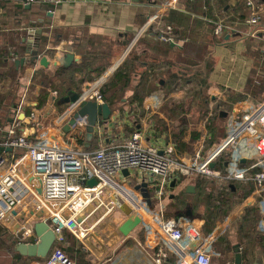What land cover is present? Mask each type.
I'll use <instances>...</instances> for the list:
<instances>
[{
  "label": "crops",
  "instance_id": "obj_1",
  "mask_svg": "<svg viewBox=\"0 0 264 264\" xmlns=\"http://www.w3.org/2000/svg\"><path fill=\"white\" fill-rule=\"evenodd\" d=\"M261 1L264 5V0ZM169 2H173L175 7L166 9L163 14L170 9H177V11L185 12L192 17L207 20L210 24L212 22L227 23L231 27L230 32L223 36H215L217 40L214 43L211 41L213 38L210 26L200 25L192 29L188 40L185 39L186 41H183L180 47L171 46L170 43L165 44L160 37L157 38L154 35L155 32L151 29L153 25L148 26L147 20L152 14L167 6ZM181 2V0H60L56 4H51L46 0H36L33 5L28 7L23 6L19 0H0L2 6L0 51L5 54L9 51L7 56L24 60L23 64L14 66L18 71V78L12 92L16 94L17 102L9 105L8 100L5 99L1 102L0 98V125H5L10 121L19 102L23 100L25 105L34 104L39 120L42 112V118H49L52 121L51 123L46 121L45 125L40 123L44 133L54 132L79 151L96 149L98 140L94 132L92 138H88L86 131L79 134L71 130L70 127L66 130L70 120L59 123L58 118L72 103V98L78 96L88 84L104 78L102 90L124 60L134 56L138 60L135 63L133 80L126 89L121 91L120 97L112 98V107H109L111 110L109 120L104 123L100 117L97 118V124L101 128L106 144L121 143L132 134L139 132L144 145L160 150L173 145L175 156L187 158L192 155L200 141L205 142L210 138L204 125L207 124L208 118L218 112L224 125L222 134L225 138L230 111L241 110L240 107L245 110L264 101V11L260 24L249 28L245 25L250 14L245 0L242 1L244 4L238 3L236 0H228L222 10L215 7L209 16L207 14L205 16L203 11L188 13L184 10ZM199 4L197 2V6ZM24 11H28L27 14L25 13L29 17L27 24L22 21ZM149 29L150 31L146 33ZM249 31H256L255 37H248ZM23 33H25L24 36ZM18 38H20V43L16 42ZM37 44L39 55L35 57L30 51ZM164 44L171 50L165 52ZM185 44H187V48L184 47ZM204 44H207L211 53L213 66L210 68L207 79L208 87L206 88V93L211 101L208 106V114L204 119L198 121L199 124H202L203 130L198 127V130L191 132L190 125L192 123L189 121L191 111L175 112L174 110L173 104L184 102L186 88L191 87L190 83H187L182 89L170 87L160 90L159 88L165 84V81L159 80V83L156 84L150 79L148 85L145 86L146 92L142 101L140 103L132 102V95L139 77L147 74V78H154L158 75L159 71L155 63L170 62L175 64L178 63L179 55L182 59L187 60L190 55L189 50L191 51L190 47L192 51L197 52L199 47ZM20 53H22L21 56ZM15 58L6 59L5 62L0 60V95L2 96L6 95L9 88V80L5 74L6 69L10 64L17 62V60L13 62ZM41 58L46 59L47 66L40 65ZM83 60L88 64L84 72L86 74L77 71ZM99 62L101 65L107 64V67L101 74L95 75L91 71L90 65L97 67ZM59 67H63L64 73L54 76V70ZM177 73V67H169L168 75L164 73L163 77L165 79L168 76L174 78L178 75ZM41 77L51 79L53 87L46 88L48 95L43 105H39L38 99L41 86L33 82L35 78L39 80ZM84 77H88L90 80L85 81ZM115 90L120 91L118 88ZM111 93L113 91L108 94ZM151 93L153 94L151 95ZM229 93L239 94L241 99L235 102L228 112H220L217 105L219 102L225 103ZM104 103L108 104L105 101ZM27 112L28 108H25L24 114ZM216 145V143L212 144L203 156H206L208 151ZM14 154L19 155L20 152L15 151ZM224 161L219 165L220 162L217 159L215 167H223ZM142 174L144 173L137 171L131 173L133 180L137 181H141ZM194 179L197 178L172 179L166 186L165 194L161 200L162 216L164 219H175L177 216L181 225L191 222L196 224V220H200L203 222L202 233L203 211L201 208L196 207V209L194 201H192L195 200L197 192ZM145 181L150 198L148 205L158 209V200L154 198L156 189L148 184L152 181L156 183L157 179L146 174ZM214 185L220 188L216 183ZM188 187L191 188L190 192L186 191ZM248 199L249 197L244 204L234 206L222 221H215L214 230L210 234L204 235H213L218 227H222V231L216 237L214 236L213 250L218 255L213 257L225 258L229 264H233L234 254L232 257L228 254L227 244L221 236L242 215L244 207L251 201ZM91 210L88 209L87 212L89 213ZM186 211H189L194 217L192 220L184 217ZM126 219L123 211L117 209L110 212L100 210L92 213L87 222L100 224V222L108 220V224H105L100 236L99 233L92 232L87 239L93 241L91 245L94 250L85 246L83 239L75 238L76 242L82 244L91 264H157L153 256L159 247L164 255L161 264H177V257L166 246L161 244L162 246L156 248L159 245V240L153 238L146 241L147 237L141 227H137L129 235L123 236L119 232V227ZM118 222L117 233H114L113 224L116 225ZM1 231L3 234L7 233L9 237L15 238L16 236L7 229L3 228ZM232 243V237H230L228 244L232 245ZM263 251L264 247L262 249L256 244L254 258L249 264H264ZM239 253L241 254V248H239ZM108 255L110 256L108 257ZM103 256L108 258L105 262H103ZM241 260V264H244L242 257Z\"/></svg>",
  "mask_w": 264,
  "mask_h": 264
},
{
  "label": "built area",
  "instance_id": "obj_2",
  "mask_svg": "<svg viewBox=\"0 0 264 264\" xmlns=\"http://www.w3.org/2000/svg\"><path fill=\"white\" fill-rule=\"evenodd\" d=\"M19 1L28 7L36 2ZM46 1L51 4L60 2ZM169 4L152 14L147 25H159L163 11L175 7L173 2ZM245 5L250 11L245 25L254 28L260 24L264 5L261 0H245ZM212 25L215 36H223L231 29L223 22H212ZM170 32L168 26L159 37L180 47L183 41H175ZM255 32L249 31L247 36L253 38ZM103 81L104 78H101L88 84L59 116L58 122H68L84 102L103 105L100 92ZM25 104L20 101L10 121L0 125V225L13 222L17 223V227L23 222L16 229L21 233L20 243L38 242L33 229L37 222H45L49 226L55 235L56 245L63 243L64 231L81 240L92 213L120 210L125 204L131 210V216L140 218L139 227L146 235V241L153 238L159 240L156 248L161 244L166 246L177 257V264H210L211 258L218 254L213 250L215 237L201 233L203 222L196 220V224L181 225L178 220L162 216L161 200L165 188L172 179L181 177L203 178L218 186L252 183L253 192L248 205L261 198L263 217L260 229L264 231V101L242 111H230L222 142L203 156L204 142L200 141L187 158L175 156L173 145L162 150L144 145L139 132L121 143L106 144L98 124L94 128L98 147L91 151H79L54 132L44 133L34 104ZM25 108H28L27 114H24ZM86 126L87 117L83 116L76 118L70 129L83 134ZM228 150L231 152L223 167H215L216 160ZM15 151L20 154L15 155ZM241 160L245 161L243 165ZM211 163L213 167H210ZM27 165L29 168H26ZM133 171L157 179L156 183L152 181L148 184L156 189L154 198L158 200V209L149 206L132 188ZM90 180H95L96 184L89 186L87 182ZM88 209L92 210L88 213ZM192 243H196L194 249L190 248ZM153 257L157 264H161L164 255L160 247ZM27 264L75 263L57 247L44 260H32Z\"/></svg>",
  "mask_w": 264,
  "mask_h": 264
},
{
  "label": "trees",
  "instance_id": "obj_3",
  "mask_svg": "<svg viewBox=\"0 0 264 264\" xmlns=\"http://www.w3.org/2000/svg\"><path fill=\"white\" fill-rule=\"evenodd\" d=\"M181 4L183 5V8L188 13H200L199 11H203L202 13L209 16L213 9L217 7L219 10H222L225 6V3L228 0H181ZM238 3H241V0H236ZM197 2L200 4L197 6ZM242 4H244L242 2ZM199 8V9H198ZM28 11L23 12L22 21L27 24L29 22V17L26 14ZM160 24L155 25L151 27V29L155 32V36L158 38L160 34H162L164 31H166V27L171 28L170 36L174 38L175 41H186L188 40V36L191 33L192 29L195 27H198L200 25L202 26H210L211 35H212V42L215 43V40H217V37L213 34V25L210 24L207 20L204 19H198L197 17H192L191 15L177 11V9H170L167 12H165L161 18L159 19ZM151 30V31H152ZM150 31L147 30L146 33ZM25 33H23V36ZM168 35V34H167ZM22 36V37H23ZM186 39V40H185ZM16 42L20 43V38L16 40ZM163 42V41H162ZM194 42V41H193ZM165 44H168L164 42ZM163 45V49L165 52L170 51V47L167 45ZM191 45V44H189ZM184 47L187 48V44L184 45ZM191 51L190 55L187 60H184L180 57L178 58V63L172 64L170 62L155 63L157 66V69L159 71L158 75L154 78H147V74L142 75L139 77V80L137 81L135 91L132 95V102H138L140 103L142 101L144 93L146 92L144 89L145 86L148 85V81L152 79V81H155L156 84L159 83V80L165 81V84L161 86L160 90H165V88L170 87H176L179 89H182V87H185L187 83H190L191 87L186 88V94H185V100L181 104H173L175 112H190L191 115L189 118V121H191L192 124L199 123L198 121L204 119L208 114V106L210 101V98L208 97L206 93V88L208 87V75L210 72V68L213 66V61L211 57V53L209 52L207 48V44L202 45L199 47L197 52L192 51V48L190 47ZM8 50V49H6ZM7 53H3L0 51V60L2 62L6 59L12 60L15 57H12L9 55L7 56ZM22 53L19 55L21 56ZM33 55V54H32ZM39 55V52L37 51L36 54L33 56L37 57ZM34 57V58H35ZM22 58V57H20ZM17 59L15 58L13 62H15ZM87 60V59H84ZM82 62V65L78 68V72L84 73L87 69L88 64H86V61ZM138 58L132 56L131 59L126 58L121 65L111 76V79L108 83H106L102 90L101 95L105 102L109 104V107H112V98L115 96V98L120 97L122 94L121 91L126 89L131 81L133 80V75L135 72V63H137ZM20 60H17L19 62ZM16 62L13 64H10L5 74L7 75V78L9 80V88L6 95L2 96L0 95L1 102H3L5 99L8 100V104H13L16 100V94L12 92L13 86L17 83L18 78V71L15 69ZM91 66V71L95 73V75L101 74L106 67L107 64L101 65L99 62V65L96 67L94 65ZM169 67L178 68V75L174 76V78L169 77L165 79L163 77L164 73L168 75V69ZM63 67H59L54 70V76H58L60 74L64 73ZM163 69V70H162ZM149 73V72H148ZM84 80H90L88 77H84ZM35 84H40L41 89L38 94L39 99V105H43L47 98V91L46 88L48 86L52 87L51 79L41 77L39 80L35 78V81H33ZM115 88H118L120 91L115 90ZM110 91H113V93L108 94ZM153 93H151L152 95ZM150 95V96H151ZM18 99V98H17ZM239 99H241V95L239 94H233L229 93L226 102H219L217 107L219 108L220 112H228L231 106L237 102ZM240 111V110H237ZM219 112L215 113L213 116L207 119L206 128L207 131L210 134V138H208L204 143V150L203 155L207 151V149L214 143L217 145L220 144L223 140V134L224 132V125L223 122L220 119ZM222 137V139H221ZM226 160L225 154H221L219 158V165L222 164V161ZM194 184L197 189L196 197L194 201L195 208H201V206H204V210L206 214H203L204 216V226L202 228V235H208L210 234L215 227V221L220 220L222 221L226 215L232 210L234 206H239L244 203V201L251 195L253 192V186L252 183H230L226 184L224 186H219L220 188H217L213 181L211 180H205L203 178H197L194 179ZM184 195V193H183ZM202 204V205H201ZM196 208V209H197ZM262 201L261 198H257L255 202L251 205H247L244 207L242 215L235 220V222L232 224L231 228H228L223 232L221 238L227 244V252L232 257L234 254V248H241V257L243 259L244 264H249L250 261L253 260L254 256V249L256 244L263 249L264 247V231L260 229V222L262 220ZM234 226V227H233ZM3 239L7 237V233L0 234ZM232 237L235 239V243L233 245L228 244L229 238ZM63 238L64 241L60 245L54 244L52 249L50 250L47 257L50 255V253L55 249L59 248L65 256H67L71 261H73L75 264H91V262L87 259V253L84 252L82 244L79 242H76L75 238L67 231L63 232ZM8 242L13 247H9L7 251L8 254L11 255V259L13 263H19L22 260L27 262H30L32 260H39L37 258H26L20 256L15 250L14 247L18 243V241L13 237H8ZM264 254V251H263ZM171 256V254H168ZM40 261V260H39ZM231 261V260H230ZM210 264H229L228 260L221 257H213L211 258ZM231 264V263H230Z\"/></svg>",
  "mask_w": 264,
  "mask_h": 264
},
{
  "label": "water",
  "instance_id": "obj_4",
  "mask_svg": "<svg viewBox=\"0 0 264 264\" xmlns=\"http://www.w3.org/2000/svg\"><path fill=\"white\" fill-rule=\"evenodd\" d=\"M138 1V0H135ZM32 33V32H29ZM28 33V36H29ZM34 34V33H33ZM32 35V34H31ZM26 40V39H25ZM174 46V45H171ZM37 46L33 48V50L30 51L31 54H36L37 52ZM24 60H20L19 62H16V66L18 64H23ZM40 65L47 66V61L45 58L40 59ZM78 96H74L72 98L71 102H74L77 99ZM111 114V110L109 109L108 104L104 103L103 105L98 106L95 102H84L80 105L79 110L73 114L72 118L68 122V125L66 126V130L69 129L71 125H73L74 121L78 117H87V126L85 128L86 134L88 138H92L94 128L97 124V118L100 117L101 120L105 123L109 120ZM241 165L245 163L244 160L240 161ZM214 164L211 163L210 167H213ZM26 168H29L27 165ZM124 175H127V171L123 172ZM89 186H93L96 184L95 180H90L87 182ZM190 187L187 188V192H190ZM120 210L123 211L124 215L127 217V219L120 225L119 232L123 236L129 235V233L137 228L140 224V218L138 216H131V210L125 205L122 204L120 207ZM184 217L193 219L194 217L191 215L189 211H186L184 214ZM175 220H178V217H175ZM80 220H78L79 222ZM34 233L38 238V242L35 244H25V243H17L14 247V250L22 257L26 258H37L39 260H44L47 255L49 254L50 250L54 246L55 243V235L49 228V226L45 222H37L33 226ZM222 231V227H218L215 232L213 233V236H217ZM17 238L21 240V233L19 232L17 234ZM196 246V243H192L190 245L191 249H194ZM241 254L239 253V248H234V262L233 264H241Z\"/></svg>",
  "mask_w": 264,
  "mask_h": 264
},
{
  "label": "rangeland",
  "instance_id": "obj_5",
  "mask_svg": "<svg viewBox=\"0 0 264 264\" xmlns=\"http://www.w3.org/2000/svg\"><path fill=\"white\" fill-rule=\"evenodd\" d=\"M42 115H43V113L41 112V115H40L41 118L39 120V122L41 124L43 123L45 125V123H47V122H50V123L52 122L49 118H44V117L42 118ZM199 123L197 125H192V124L190 125L191 132H193L194 130H198V127H199V129L203 130L202 124H199ZM204 126L206 127V124ZM71 146L73 147L72 144H71ZM74 148H75V146H74ZM230 152L231 151L228 150V151H226V153H224L225 154V158L229 157ZM145 177H146V174H142L140 176L141 181H137L135 179L132 180L131 186H132V188L135 191H137L141 195V197L143 199L146 200L147 204H149L150 203V198H149V194H148V191H147V183L145 181ZM245 202H246V200L244 201V203ZM201 207H202L203 214H206L205 210H204V206H201ZM22 223L23 222L19 223L18 226L15 227V225H17V223L14 224L13 222H5L4 224L0 225V234L3 233V231H1L3 228L5 230L7 229L9 232L14 233L16 235L15 236L16 240L20 241L17 238V234L19 233V232H17V230L19 229V225H22ZM105 224H108V220H104V221L100 222V224H98L96 222H92V223L91 222H86V224H85L86 233H85V235L83 237V240H82L84 242L85 246H88L89 248H93V246L91 245V243H93V241L92 240H87V239L92 234V232H96L97 234L99 233L98 235L100 236V234H102V230H104V228L106 226ZM118 225H119V222L116 223V225L113 224L114 233H117ZM8 237L9 236H7V237H5V239H3L2 236L0 235V264H15V263L12 262L11 255L8 254L7 251H6V250L9 249V247L13 248L10 245V243L8 242ZM232 241H233V243H232V245H233L235 243V239L232 238ZM92 250H94V248ZM109 256L110 255H108V257ZM103 257H104V261L103 262H105L108 258H105V256H103ZM25 263H26V261L22 260L21 262L16 263V264H25Z\"/></svg>",
  "mask_w": 264,
  "mask_h": 264
},
{
  "label": "bare ground",
  "instance_id": "obj_6",
  "mask_svg": "<svg viewBox=\"0 0 264 264\" xmlns=\"http://www.w3.org/2000/svg\"><path fill=\"white\" fill-rule=\"evenodd\" d=\"M240 109L242 110V108L240 107ZM237 110H239V109H237Z\"/></svg>",
  "mask_w": 264,
  "mask_h": 264
}]
</instances>
